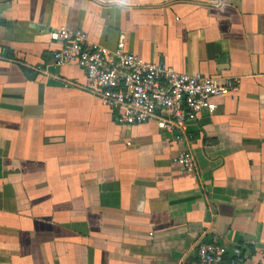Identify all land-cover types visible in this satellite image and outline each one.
<instances>
[{
    "label": "crops",
    "instance_id": "crops-1",
    "mask_svg": "<svg viewBox=\"0 0 264 264\" xmlns=\"http://www.w3.org/2000/svg\"><path fill=\"white\" fill-rule=\"evenodd\" d=\"M61 26L234 88L182 140L119 125L55 62ZM201 243L264 264V0H0V264H185Z\"/></svg>",
    "mask_w": 264,
    "mask_h": 264
},
{
    "label": "built area",
    "instance_id": "built-area-1",
    "mask_svg": "<svg viewBox=\"0 0 264 264\" xmlns=\"http://www.w3.org/2000/svg\"><path fill=\"white\" fill-rule=\"evenodd\" d=\"M51 38L61 43L54 60L58 65L78 64L102 103L115 112L122 126L155 121L160 129L182 140L188 124L204 111L214 112V99L228 94L231 82L218 83L200 73H180L163 64L145 61L127 50L121 38L115 49L90 40L84 30L54 28ZM184 172H197L198 164L190 150L173 160ZM185 264H244L242 249L235 247L226 260L225 250L216 243H201L197 256Z\"/></svg>",
    "mask_w": 264,
    "mask_h": 264
}]
</instances>
